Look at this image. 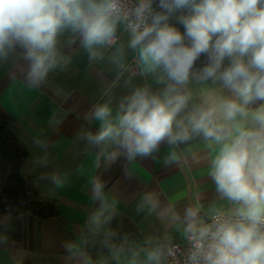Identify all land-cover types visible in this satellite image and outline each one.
<instances>
[{
  "label": "clouds",
  "instance_id": "obj_1",
  "mask_svg": "<svg viewBox=\"0 0 264 264\" xmlns=\"http://www.w3.org/2000/svg\"><path fill=\"white\" fill-rule=\"evenodd\" d=\"M154 2L0 0V60L19 47L27 63L25 79L39 87L50 72L71 62L58 47V38L69 32L78 35L90 63L107 57L117 70L115 80L103 89V95L110 96L125 72L131 71L125 45L118 44V28L123 27L126 48L136 53L141 74H155L163 88L154 93L147 85L137 87L115 110L109 99L86 114L85 119L100 122L96 133H84L88 144L99 149L94 167L122 155L129 161L148 157L164 141L178 145L202 136L209 147L217 148L211 156V178L234 207H213L207 213L211 222L205 223L201 206L194 204L181 220L173 205L161 208L158 196L146 192L137 210L149 214L159 210L160 217L182 231L190 246L184 264H264V104L255 110L248 107L264 101V0H158L159 12L154 11ZM185 7L192 14L178 17L185 27L181 33L167 21ZM202 54H207V63L196 69ZM191 81L197 85L211 81L212 87L194 93L188 87ZM197 95L201 102L186 111ZM182 158L183 153L172 151L166 163L179 164ZM52 180L57 186L63 184L58 174ZM90 184L92 199L100 206L90 214L80 240L64 244L69 260L164 264L167 257L175 258L174 245H162L148 236L143 247L127 248V237L115 244V233L107 230L104 243L111 254L94 262L85 250L89 236L111 221L116 201L105 193L99 177L93 176ZM6 240L7 236H0V243Z\"/></svg>",
  "mask_w": 264,
  "mask_h": 264
},
{
  "label": "crops",
  "instance_id": "obj_2",
  "mask_svg": "<svg viewBox=\"0 0 264 264\" xmlns=\"http://www.w3.org/2000/svg\"><path fill=\"white\" fill-rule=\"evenodd\" d=\"M117 35L118 44L125 45L126 63L130 64L136 53L126 48L128 35L123 27L118 28ZM58 47L71 62L50 72L39 87L25 79L27 63L19 52L15 50L6 60H0V108L13 118V131L28 153L21 172L38 194L54 200L58 209V215L48 219L0 214V236H7L6 242L0 243V264H76L68 259L64 244L80 240L90 214L100 206L91 196L93 176L99 177L105 193L116 201V214L111 221L99 233L89 236L85 250L94 262L111 254L104 243L107 230L115 233L112 237L115 244L127 237V248L143 247L148 236L162 245L185 243L182 231L160 217L159 210L151 214L137 210L146 192L158 196L161 208L173 205L181 220L185 209L194 204L201 206L200 216L205 223L213 207L225 210L234 207L217 191L209 172L211 156L217 148L209 147L199 135L178 145L164 141L148 157L137 156L129 161L122 155L114 162L94 167L99 149L88 144L84 133H96L100 122L85 119L86 114L94 105L109 99L115 110L120 100L137 87L147 85L155 93L163 85L156 82L155 74L140 72L130 76L125 72L110 96H105L103 89L117 75L107 57L90 63L78 35L69 32L58 38ZM207 83L197 85L191 81L188 87L196 93L200 87H212L211 81ZM224 95L231 93L225 91ZM200 102L197 95L186 111ZM262 104L264 101L256 100L248 107L255 110ZM37 141H44V146ZM172 151L184 154L181 163H166ZM53 174L62 177V186L53 182Z\"/></svg>",
  "mask_w": 264,
  "mask_h": 264
},
{
  "label": "trees",
  "instance_id": "obj_3",
  "mask_svg": "<svg viewBox=\"0 0 264 264\" xmlns=\"http://www.w3.org/2000/svg\"><path fill=\"white\" fill-rule=\"evenodd\" d=\"M153 8L156 12L162 11L158 7V0L154 2ZM190 14L191 9L188 7L177 9L170 15L167 23L184 33L185 27L178 17ZM16 51L21 53L22 50L17 47ZM228 62L226 59L225 66ZM206 63L207 54H202L196 61L195 68L199 69ZM13 122V118L0 108V214L10 217L30 215L39 219L54 218L58 215L56 202L41 197L21 172L28 153L13 131Z\"/></svg>",
  "mask_w": 264,
  "mask_h": 264
},
{
  "label": "built area",
  "instance_id": "obj_4",
  "mask_svg": "<svg viewBox=\"0 0 264 264\" xmlns=\"http://www.w3.org/2000/svg\"><path fill=\"white\" fill-rule=\"evenodd\" d=\"M131 66V71L127 72L128 75L130 76H134L132 75V72L135 73V75L140 73V69L137 67L136 63H135V59L132 60V62L129 64ZM210 217L208 218L206 223H210ZM176 246V256L175 258L172 257H167L164 264H184V260L186 258V255L189 251V244L187 242V240L185 241V243L183 244H171Z\"/></svg>",
  "mask_w": 264,
  "mask_h": 264
}]
</instances>
